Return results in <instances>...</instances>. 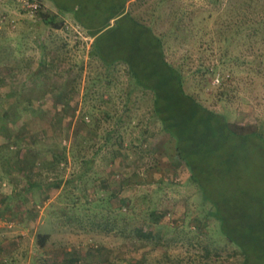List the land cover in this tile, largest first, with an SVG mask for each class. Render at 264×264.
Listing matches in <instances>:
<instances>
[{"label":"rangeland","instance_id":"obj_1","mask_svg":"<svg viewBox=\"0 0 264 264\" xmlns=\"http://www.w3.org/2000/svg\"><path fill=\"white\" fill-rule=\"evenodd\" d=\"M38 1L33 18L0 1V264H44L43 254L58 264L64 252L77 264H264V234L250 232L247 259L228 238L235 224L260 220L263 142L216 129L221 158L192 180L152 92L125 62L91 54L93 37L71 8L83 0H60L69 12ZM125 7L161 39L186 92L231 123L254 124L264 140V0ZM121 26L100 38L112 56L132 31ZM227 160L236 163L225 173ZM233 208L247 216L224 222ZM37 234H48L43 248Z\"/></svg>","mask_w":264,"mask_h":264},{"label":"trees","instance_id":"obj_2","mask_svg":"<svg viewBox=\"0 0 264 264\" xmlns=\"http://www.w3.org/2000/svg\"><path fill=\"white\" fill-rule=\"evenodd\" d=\"M101 2L99 7L93 5L89 0L73 1L71 4L73 6L71 8H74L75 19L88 29L93 37L91 54L97 55L105 64H111L118 60L125 62L132 80L140 87L152 92L153 112L159 119L163 130L168 133L178 158L189 168L192 180H195L199 173L204 174L207 170L206 164L210 163L212 159L219 160L221 158L213 144V142L215 143L214 133L217 130H221L222 134L223 131L226 132L227 136L243 139L254 135L257 141L259 140L260 143L262 141L264 144V140L254 124L231 123L185 91L183 71L166 59L162 41L153 33L152 29L137 21L126 10V0H106L105 5ZM54 5L61 11L69 12L68 8L71 9L60 0H54ZM99 12H102V21L96 23L95 18L100 14ZM111 20L114 21L113 24H110ZM124 24L126 27L129 26L132 31L125 41L123 49L118 52L117 56H112L109 51L100 47V38L105 33H113L120 25ZM205 71L212 76L216 73L217 68L216 66L207 67ZM230 73H232L231 70L227 72L226 77H229ZM224 80L222 79L221 84H224ZM226 162L228 165L225 167V173H228L236 161L227 160ZM236 210L233 208L234 213H230L227 218L225 215L224 222L229 219L244 220L247 215ZM245 225H247V229L245 227L242 229L235 224L231 231L233 234H230V237L228 235V238L230 241L231 239L237 240V246L242 251L244 258L247 259L246 252L249 251L247 248L256 247L252 245L253 236H250V232L258 231L264 234V204L260 220L251 219ZM47 240L48 234H37L35 237V243L39 248H43ZM262 253L259 251V255ZM242 264L248 263L243 261Z\"/></svg>","mask_w":264,"mask_h":264},{"label":"built area","instance_id":"obj_3","mask_svg":"<svg viewBox=\"0 0 264 264\" xmlns=\"http://www.w3.org/2000/svg\"><path fill=\"white\" fill-rule=\"evenodd\" d=\"M4 2L5 0H0ZM15 4H17L18 9L27 17L33 18L40 11L41 4L38 0H12ZM14 4V5H15ZM5 16L1 17L3 20Z\"/></svg>","mask_w":264,"mask_h":264},{"label":"crops","instance_id":"obj_4","mask_svg":"<svg viewBox=\"0 0 264 264\" xmlns=\"http://www.w3.org/2000/svg\"><path fill=\"white\" fill-rule=\"evenodd\" d=\"M11 21H13V19H11ZM2 64H0L1 67ZM36 244V243H35ZM37 246V245H36ZM38 247V246H37ZM66 254L65 259H63L62 257L59 258V263L58 264H77L75 261V259L73 258V256L71 255L70 252H64ZM44 255V260H42L44 262V264H49L50 263V259L53 257H58L56 255H51V254H43ZM78 260V258H76ZM95 259V258H94ZM34 261L32 259H30V263ZM34 263V262H33ZM32 264V263H31Z\"/></svg>","mask_w":264,"mask_h":264}]
</instances>
